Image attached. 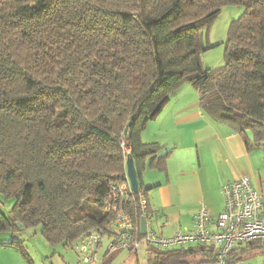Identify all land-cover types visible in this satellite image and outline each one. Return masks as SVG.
Listing matches in <instances>:
<instances>
[{"label": "trees", "instance_id": "16d2710c", "mask_svg": "<svg viewBox=\"0 0 264 264\" xmlns=\"http://www.w3.org/2000/svg\"><path fill=\"white\" fill-rule=\"evenodd\" d=\"M227 5L244 12L230 24L224 64L205 68L202 33ZM186 82L208 117L264 145V0H0V198L14 200L8 213L0 209V234L21 223L72 247L105 227L113 217L105 197L126 174L125 137L147 197L145 163L163 146L145 143L142 132ZM168 157L156 166L165 169ZM83 206L84 214L72 212ZM93 206L98 215L88 212ZM126 208L137 226L148 219L140 194ZM246 246L227 264L264 249ZM147 249L146 264H217L205 245Z\"/></svg>", "mask_w": 264, "mask_h": 264}, {"label": "crops", "instance_id": "0c3cea01", "mask_svg": "<svg viewBox=\"0 0 264 264\" xmlns=\"http://www.w3.org/2000/svg\"><path fill=\"white\" fill-rule=\"evenodd\" d=\"M185 98L186 93L173 92L142 132L145 143L163 146L156 158L146 160L142 182L148 190L147 226L165 237L193 230L202 207L218 217L225 208L223 187L242 175H249L264 204V145L251 148V134L246 142L208 117L198 99ZM165 149L167 166L160 169L156 163ZM137 254L126 252L127 261Z\"/></svg>", "mask_w": 264, "mask_h": 264}, {"label": "built area", "instance_id": "2783aa9c", "mask_svg": "<svg viewBox=\"0 0 264 264\" xmlns=\"http://www.w3.org/2000/svg\"><path fill=\"white\" fill-rule=\"evenodd\" d=\"M121 146L126 162L128 154H131L126 137L122 139ZM141 190L134 192L127 171L124 180L110 186L104 204L105 210L113 217L105 227H93L72 243V249L77 252L82 264H100L104 261L102 247L105 239L108 242L106 256L121 251L139 253L144 246L146 249H173L199 244L215 248L217 264H227L230 253L242 244L256 242L264 246L262 193L246 174L223 187L225 208L218 217L214 218L206 207H202L195 215L193 230L176 232L169 237L159 235L147 226V233L137 239L136 233L141 227L135 224L126 206L136 194H140L142 212L149 215L147 198Z\"/></svg>", "mask_w": 264, "mask_h": 264}, {"label": "rangeland", "instance_id": "374dc122", "mask_svg": "<svg viewBox=\"0 0 264 264\" xmlns=\"http://www.w3.org/2000/svg\"><path fill=\"white\" fill-rule=\"evenodd\" d=\"M243 12L244 6L242 5H227L223 8L213 25L209 29L203 31L202 39L204 49L202 59L205 68H217L224 64L225 45L228 38L230 24L232 21L240 17ZM177 90L178 92L186 93L184 102H190V98L193 100L198 99L200 101V94L191 82L184 83ZM251 148H253V142ZM168 152L169 149H165L163 154H167ZM92 202L93 200L90 198L86 204ZM13 204L14 200L6 201L4 198H0V209L5 213H8L11 210ZM78 211L84 214L85 211H87V207L83 206L79 209L74 208L72 210L73 213H77ZM89 211L92 215H98L97 211H100V209L93 206L88 212ZM13 243H21L26 248L32 260V264H82L79 261L77 252L72 249V247L49 243V241L42 236L41 227H32L28 229L22 228L21 231L16 233L0 234V264H30ZM107 243L108 242L105 239L102 247V254L106 251ZM246 247L245 244L243 248ZM143 248L144 249L141 251L142 253L140 252L137 254V259L136 256H134L127 261V251H121L110 261L109 264H135L136 260L137 262L146 264L149 262L151 254L148 249L145 250L146 246ZM100 264L105 263L102 262ZM229 264H264V249L257 248L248 251L246 250L241 254L240 258L231 259Z\"/></svg>", "mask_w": 264, "mask_h": 264}, {"label": "water", "instance_id": "95a60500", "mask_svg": "<svg viewBox=\"0 0 264 264\" xmlns=\"http://www.w3.org/2000/svg\"><path fill=\"white\" fill-rule=\"evenodd\" d=\"M132 119H134V117ZM129 125L130 126L132 125V121L129 122ZM125 164H126V171H127V175L130 180L131 186L135 193H139L141 187H140V182L138 179V173H137V169L135 165V160L132 154H128ZM18 225L23 228V225L21 223H18ZM140 227H141L142 235H145L147 233V221L145 217L141 218Z\"/></svg>", "mask_w": 264, "mask_h": 264}]
</instances>
